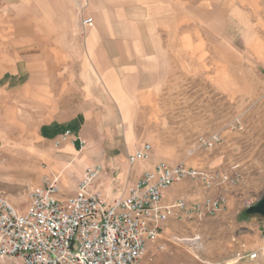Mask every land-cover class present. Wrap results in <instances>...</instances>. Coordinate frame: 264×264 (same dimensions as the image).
Listing matches in <instances>:
<instances>
[{"label": "rangeland", "instance_id": "rangeland-1", "mask_svg": "<svg viewBox=\"0 0 264 264\" xmlns=\"http://www.w3.org/2000/svg\"><path fill=\"white\" fill-rule=\"evenodd\" d=\"M6 1L16 2L17 7ZM0 3V22L6 28L3 35L15 33L14 27L9 29L15 18L28 21L32 31L29 37L35 41L37 52H57L59 47L76 51L75 40L90 35V28L98 36L121 42L146 39V48L153 49L154 43L159 42L163 92L160 108L147 109L150 124L146 127L153 138L154 152L162 161L192 165L196 152L201 150L198 138L216 132L223 139L231 135L242 146V152H254L256 158L264 159V0ZM86 18L92 19L94 26L87 27ZM109 46L104 43L99 48ZM203 114L207 117L202 118ZM238 121L241 124L235 126ZM9 128V109H3L0 184L40 183L51 157L23 153L37 141L15 140ZM107 170L117 176L111 167ZM33 185L24 187L22 192L28 193ZM14 204L25 211L29 200L21 197ZM232 223L213 218L171 221L149 246L141 264H211L221 260L233 264L237 258L232 252L236 233ZM7 261L8 258L4 264Z\"/></svg>", "mask_w": 264, "mask_h": 264}, {"label": "crops", "instance_id": "crops-1", "mask_svg": "<svg viewBox=\"0 0 264 264\" xmlns=\"http://www.w3.org/2000/svg\"><path fill=\"white\" fill-rule=\"evenodd\" d=\"M5 3L17 7L16 2ZM28 23L15 18L9 26L15 28V33L3 35L6 28L0 22V125L3 109H9L11 136L15 140L37 141L36 149L34 145L27 146L23 153L51 159L40 183L0 184V192L13 204L21 197L29 200L30 191L24 194V187L42 188L45 175L60 173V196L77 194V178L83 177L89 165L100 164L102 170L88 190L99 192L111 202L124 188L164 162L155 154L153 138L146 127L150 124L147 109L160 108L163 92L160 43H154L153 49L146 48V39L121 42L98 36L90 28L92 34L75 40L76 51L81 53L70 47L37 52L35 41L29 37L32 31ZM86 25L92 27L94 22ZM104 43L110 46L99 48ZM115 45L123 46L116 49ZM204 116L207 117H201ZM230 136L210 150H198L192 165L227 168L237 162L244 172L241 182L207 188L200 181L182 179L164 190V200L185 198L193 202L225 194L226 209L206 219L233 221L236 233L232 252L236 258L237 252L245 254L233 264H264V216L247 212L249 204L256 203L264 193V159L256 158L254 152H242V146ZM146 143L152 146L148 158L130 163L129 156ZM108 167L117 171L116 177L108 173ZM175 220L181 219L170 217L163 231ZM254 251L258 254L251 258L249 254ZM4 261L0 258V264Z\"/></svg>", "mask_w": 264, "mask_h": 264}, {"label": "built area", "instance_id": "built-area-1", "mask_svg": "<svg viewBox=\"0 0 264 264\" xmlns=\"http://www.w3.org/2000/svg\"><path fill=\"white\" fill-rule=\"evenodd\" d=\"M84 22L89 24L92 19ZM197 141L198 148L210 150L223 137L216 132ZM151 149L149 143L139 147L129 156L130 163L148 158ZM101 170L100 164L89 165L78 182L80 191L66 197L60 196L61 174L45 175V186L30 190L25 211L0 192V258H8L6 264H141L170 217L203 221L218 216L227 206L225 194L193 202L185 198L166 202V188L182 179L200 181L207 188L223 187L238 184L244 177L239 163L203 168L160 162L110 202L88 190ZM257 254L254 251L249 256ZM243 257V252H237V258Z\"/></svg>", "mask_w": 264, "mask_h": 264}, {"label": "water", "instance_id": "water-1", "mask_svg": "<svg viewBox=\"0 0 264 264\" xmlns=\"http://www.w3.org/2000/svg\"><path fill=\"white\" fill-rule=\"evenodd\" d=\"M247 212L264 216V193L256 203H253L252 205L247 207Z\"/></svg>", "mask_w": 264, "mask_h": 264}]
</instances>
